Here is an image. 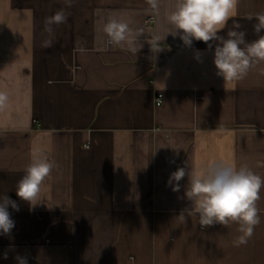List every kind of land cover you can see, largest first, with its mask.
Segmentation results:
<instances>
[{
	"label": "crops",
	"instance_id": "0c3cea01",
	"mask_svg": "<svg viewBox=\"0 0 264 264\" xmlns=\"http://www.w3.org/2000/svg\"><path fill=\"white\" fill-rule=\"evenodd\" d=\"M173 3L160 0L153 11L147 0H73L70 8L0 0V90L9 96L0 110V197L19 208H8L15 226L0 235V264L17 256L27 264H264V188L261 222L239 247L236 224L177 218L191 207L187 177L177 192L168 184L178 167L247 164L264 178V63L225 82L213 63L218 42L164 38ZM61 8L68 20L44 47L45 18ZM257 13L264 0H239L219 35L235 22L256 39ZM111 16L141 31L137 53L97 31ZM41 152L56 167L31 207L16 185Z\"/></svg>",
	"mask_w": 264,
	"mask_h": 264
},
{
	"label": "clouds",
	"instance_id": "9594fccd",
	"mask_svg": "<svg viewBox=\"0 0 264 264\" xmlns=\"http://www.w3.org/2000/svg\"><path fill=\"white\" fill-rule=\"evenodd\" d=\"M66 8L72 6L73 0H63ZM239 0H174L172 8L166 13V31L164 38L171 34L179 36L185 46H191L193 41H216L213 63L217 75L225 82L243 79L251 68L264 63V13H257L253 31L257 38L246 40V32L239 23H233L228 28L226 37L219 35L225 30L229 21L236 14ZM153 11H158L160 0H147ZM251 19V17H250ZM68 13L65 8L57 10L46 17L44 31L48 39L44 47H51L55 39L54 26L66 23ZM97 31L107 38V44L119 46L130 52L137 53L142 47L139 37L141 31L133 27V21L124 16H111L97 22ZM160 36L153 39L158 42ZM9 96L0 90V110L8 103ZM56 167L54 161L44 153H36L24 169V175L17 182L16 195L31 207L38 204L42 185ZM187 177L184 195L191 202V207L185 209L177 217L186 223L188 217H197L201 228L222 225L226 228L237 225L238 236L233 240V246L239 247L247 243L260 224V209L257 201L261 189L264 188V178L253 172L247 164L238 167L223 161H212L202 170L196 171L187 164L178 167L169 176L168 184L174 192L180 190V181ZM9 206L19 211L18 205L7 195L0 197V235L8 236L15 224L8 211ZM5 259L7 255L5 254ZM17 264H27L26 257L17 256Z\"/></svg>",
	"mask_w": 264,
	"mask_h": 264
},
{
	"label": "built area",
	"instance_id": "2783aa9c",
	"mask_svg": "<svg viewBox=\"0 0 264 264\" xmlns=\"http://www.w3.org/2000/svg\"><path fill=\"white\" fill-rule=\"evenodd\" d=\"M147 22H148V23H151V22H152V19L149 18V19L147 20ZM155 101H156L157 104H161V103H162V96H161V94H159V95L156 96Z\"/></svg>",
	"mask_w": 264,
	"mask_h": 264
}]
</instances>
